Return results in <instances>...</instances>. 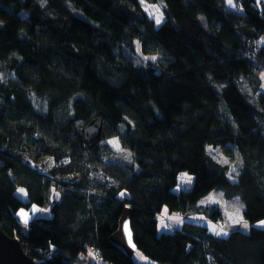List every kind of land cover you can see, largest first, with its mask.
Returning a JSON list of instances; mask_svg holds the SVG:
<instances>
[{"label":"trees","instance_id":"16d2710c","mask_svg":"<svg viewBox=\"0 0 264 264\" xmlns=\"http://www.w3.org/2000/svg\"><path fill=\"white\" fill-rule=\"evenodd\" d=\"M146 1L160 24L140 0H0V227L36 264H140L114 238L123 220L148 264H264V1ZM135 41L143 65L122 50ZM212 191L247 228L209 230Z\"/></svg>","mask_w":264,"mask_h":264},{"label":"rangeland","instance_id":"374dc122","mask_svg":"<svg viewBox=\"0 0 264 264\" xmlns=\"http://www.w3.org/2000/svg\"><path fill=\"white\" fill-rule=\"evenodd\" d=\"M264 1V0H263ZM142 8L144 10V12L146 13V15L152 19L156 25H158L156 23V19L159 17L161 19V22L163 20V13H162V7L160 6V4L158 3H150L147 2L146 0H140ZM226 4L230 5V6H234V2L232 0L231 3H229V0H225ZM160 22V23H161ZM159 23V24H160ZM262 43V42H261ZM123 52L128 56L131 57V60L136 64V65H143L147 59H149L150 57L147 55L142 54V52L140 51V47L138 44V41H135L133 43V51L127 49L126 47H122ZM260 79H261V90L264 88V70L260 73ZM111 141H116L118 142V140L116 138H110L108 140H106L105 142L112 148L113 152L115 153L116 159H119V161L123 162V163H128L130 161L129 155L127 154L126 151H124L119 143H118V147L114 146L113 143H110ZM207 152L213 157L215 158L217 161L223 163V164H227L229 166V177H233L234 174L236 173L237 170V166H238V161H234V159H231L229 157H227L226 155L223 154V152L218 149V148H213V147H209L207 148ZM226 161V163H225ZM32 167H36V165L38 163H36V165L34 163H31ZM39 167V164L37 165ZM233 169H235V171H233ZM42 170V169H41ZM188 178L189 176L187 175V173L183 172L182 174L179 175L178 177V187L180 188L182 186H186L187 184H190V182H188ZM190 185H187L186 187H189ZM53 194H54V190H53ZM58 195L55 194V197H57ZM209 196H213L215 198L216 202H208L207 198ZM203 201V203H202ZM200 205L202 207H208V206H213V207H217L220 212H221V217L217 219V221H212V220H208L207 222H204L207 224V227L209 228L210 231L211 230V225H216L218 227H223L224 230L226 232H228L229 229L232 228H242L243 223L240 224H236L233 223L232 220L229 219L230 215H234L237 212V209H239V216L242 217V204L241 202L235 198V199H231V200H226L223 195H221V192L219 191H212L211 193H209L207 196H205L204 198H202L199 201ZM44 210L41 209H37L34 211V213L31 215L27 212H21L20 213V218L22 219V221L25 222V219H29L32 218L33 215H37V214H43ZM26 214V216L24 215ZM201 218H204V216H200ZM161 219L163 221V223L165 222L166 225V229H168L169 231H172L174 228H176V226L179 225L180 223V216L179 215H169V214H164V216H161ZM244 221V220H243ZM264 221V219L259 220L257 222L254 223V226L257 227H264V225H262L260 222ZM125 225H127L126 221L123 220L120 226L119 231L114 235V238L117 242H119L130 254H132L134 256V258H136V256L138 257V255L140 256V254L133 248L132 243H129V237H128V233L129 228L127 225V229L125 228ZM213 232V231H212ZM221 236V235H220ZM93 258H96V256L91 255ZM137 259V258H136ZM150 263V262H148ZM144 264V263H143Z\"/></svg>","mask_w":264,"mask_h":264},{"label":"water","instance_id":"95a60500","mask_svg":"<svg viewBox=\"0 0 264 264\" xmlns=\"http://www.w3.org/2000/svg\"><path fill=\"white\" fill-rule=\"evenodd\" d=\"M101 120L93 119L81 131L79 136L85 142L99 138ZM0 264H36L35 261L23 250L20 242L15 237L7 235L0 227Z\"/></svg>","mask_w":264,"mask_h":264},{"label":"snow or ice","instance_id":"6c2138e0","mask_svg":"<svg viewBox=\"0 0 264 264\" xmlns=\"http://www.w3.org/2000/svg\"><path fill=\"white\" fill-rule=\"evenodd\" d=\"M231 2H232V0H229V3H231ZM160 22H161V19L158 17V18L156 19V23L159 24ZM110 143H113L114 146H117V147H118V142H116V141H111ZM225 163H226V161H225ZM233 171H235V169H233ZM190 181H191V178L189 177V178H188V182H190ZM21 191H23V190L21 189ZM221 195H223V194L221 193ZM207 201H208V202H216V201H215V198H214L213 196H209V197L207 198ZM202 203H203V201H202ZM24 215L26 216V214H24ZM229 219L232 220L233 223H236V224L243 223V226H244L245 228L248 227L247 223L243 221V218L239 216V209H237V212H236L234 215H230V216H229ZM25 223H27V219H25ZM260 223H261L262 225H264V221H261ZM125 228L127 229V225H125ZM211 230H212L213 233H214L215 235H217V236H220V235H224V236H226V235H227V232L224 230L223 227H218V226H216V225H211ZM128 237H129V243L131 244L132 241H131V233H130V232L128 233ZM133 247H135V246L133 245ZM89 254H90V255H94V254L91 253V252H90ZM141 258L143 259V257H141Z\"/></svg>","mask_w":264,"mask_h":264},{"label":"crops","instance_id":"0c3cea01","mask_svg":"<svg viewBox=\"0 0 264 264\" xmlns=\"http://www.w3.org/2000/svg\"><path fill=\"white\" fill-rule=\"evenodd\" d=\"M221 236H224V235H221ZM141 257H143L141 254H140V256L138 255V257L136 256V260L140 263V264H148V260L145 258V257H143V259L141 258ZM152 264V263H151Z\"/></svg>","mask_w":264,"mask_h":264},{"label":"bare ground","instance_id":"6f19581e","mask_svg":"<svg viewBox=\"0 0 264 264\" xmlns=\"http://www.w3.org/2000/svg\"><path fill=\"white\" fill-rule=\"evenodd\" d=\"M152 264H154V263H152Z\"/></svg>","mask_w":264,"mask_h":264}]
</instances>
